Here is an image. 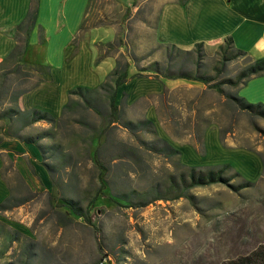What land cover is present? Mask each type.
I'll use <instances>...</instances> for the list:
<instances>
[{
  "label": "rangeland",
  "instance_id": "rangeland-1",
  "mask_svg": "<svg viewBox=\"0 0 264 264\" xmlns=\"http://www.w3.org/2000/svg\"><path fill=\"white\" fill-rule=\"evenodd\" d=\"M156 17L89 0L72 49L0 61V264H222L264 245V119L233 101L264 106V74L229 83L249 56L161 43Z\"/></svg>",
  "mask_w": 264,
  "mask_h": 264
},
{
  "label": "crops",
  "instance_id": "crops-1",
  "mask_svg": "<svg viewBox=\"0 0 264 264\" xmlns=\"http://www.w3.org/2000/svg\"><path fill=\"white\" fill-rule=\"evenodd\" d=\"M119 1L124 5L134 2ZM147 1L157 10L156 37L161 43L189 50L200 43L216 45L230 39L231 48L246 54L252 62L264 58V0H141V3ZM88 2L0 0V61L15 54L18 60L22 57L28 63L35 62L31 54L37 53L43 54L47 62L52 52L72 49L71 41ZM84 48L82 41L81 50ZM108 65L112 66L110 62ZM127 66L124 71L129 74L131 65ZM102 69L104 72V66L97 68L99 75ZM240 98L248 100L245 95ZM5 196L6 188L1 182L0 199Z\"/></svg>",
  "mask_w": 264,
  "mask_h": 264
},
{
  "label": "trees",
  "instance_id": "trees-1",
  "mask_svg": "<svg viewBox=\"0 0 264 264\" xmlns=\"http://www.w3.org/2000/svg\"><path fill=\"white\" fill-rule=\"evenodd\" d=\"M230 39H227L225 42L230 44ZM197 48L202 47V44H197L196 45ZM241 53V52H239ZM260 74H264V58H259L256 59L252 62V64L244 71L240 72L238 74V76L236 77V80L234 82H229L233 85H237L239 83H242L243 80L250 78L251 76H255V75H260ZM114 81H113V85H114V89H117L118 87H120L123 83L126 82V80L128 79V74L127 71H123L118 73L117 71H114ZM181 77V76H180ZM180 77H171V79H176V78H180ZM170 78V76L168 77ZM192 80L194 81H198V82H202V83H206V80L195 77L192 78ZM213 88L217 89V91L222 92V90L220 89L219 85H214L212 86ZM234 99V100H233ZM232 100L242 104L243 108L246 109L247 111H250L252 113H255L257 115H259L260 117H262L264 119V106L261 104H256V105H251L248 104L246 102H244L243 98H233ZM109 106H110V111H111V115H116L117 111H118V106L116 105V92L115 90L112 92V94L109 96ZM228 166H225L224 168H226ZM98 168L100 169V174H99V182H100V188L98 191V194L102 193V191L105 189V183H104V175L106 172L105 167L102 164H98ZM223 168L221 170H218L217 172H215L214 170H208L207 172L203 173V172H195L194 170H192L189 174V181L186 182L185 178L181 179V186L183 187V191H186L187 189L191 188V187H196V186H203V185H209V184H215V183H226V179L222 178L221 174L223 173ZM68 205V203H67ZM69 207H71L74 210V214L77 216H83L81 214V210H79L78 208H76L73 205L69 204ZM88 223L90 222L89 220H87ZM94 232H95V237H96V241L98 244V250L100 251V253H103V247L102 244L98 238L97 235V228L94 227ZM106 255V254H104ZM222 264H264V245H258L256 248H254L253 250H251L249 253L247 254H243V255H239L233 259H229L226 260L224 263Z\"/></svg>",
  "mask_w": 264,
  "mask_h": 264
}]
</instances>
